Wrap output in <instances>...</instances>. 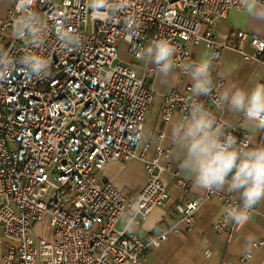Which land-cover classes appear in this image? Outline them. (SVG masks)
Instances as JSON below:
<instances>
[{
    "label": "built area",
    "instance_id": "obj_1",
    "mask_svg": "<svg viewBox=\"0 0 264 264\" xmlns=\"http://www.w3.org/2000/svg\"><path fill=\"white\" fill-rule=\"evenodd\" d=\"M247 1H16L0 23V38L7 41L0 50V243L7 241V264H146L151 249L168 240L167 230L141 238L116 226L124 214L129 224L140 223L169 199L165 174L172 167L160 161L161 146L147 157L144 145L147 180L134 200L99 175L112 161L134 158L143 143L155 94L145 77L158 70L144 55L153 41L167 40L175 49L173 64L186 73L187 65L199 62L193 50L201 42L210 61L225 46L264 61L258 34L237 30L228 44L217 39L219 21ZM247 41L254 52L246 50ZM122 46L144 61L142 74L121 60ZM223 85L220 79L199 97L192 81L171 89L164 95V123L176 112L187 117L193 103H202L237 144L255 146L242 131L243 114L238 123L224 119ZM189 182L181 177L177 185L188 193ZM214 194L226 210L213 226L227 232L228 210L242 202L215 189L177 203L171 228L185 223L192 230L200 202Z\"/></svg>",
    "mask_w": 264,
    "mask_h": 264
},
{
    "label": "crops",
    "instance_id": "obj_2",
    "mask_svg": "<svg viewBox=\"0 0 264 264\" xmlns=\"http://www.w3.org/2000/svg\"><path fill=\"white\" fill-rule=\"evenodd\" d=\"M16 1L0 0V23ZM262 9L264 3L256 0H248L242 9H232L225 19L219 21L217 39L228 44L232 33L237 30L258 34L264 38ZM6 43V39L0 38V50L4 49ZM245 46L247 51L254 52L248 41ZM193 57L199 61L204 59L210 62L211 85L217 84L220 79L224 81L221 95L225 90L234 91L236 87L251 90L255 83H264V61L247 60L240 51L229 46L222 48L219 59L210 61L209 49L205 42H201L195 46ZM121 60L124 63L129 62L128 65L134 67L139 74L144 72V61L131 58L125 48L122 49ZM150 65H153V62ZM191 81L189 73L174 64L166 77L159 70L147 72L145 85L153 89L155 94L146 112L143 143L134 158L108 163L99 176L103 180H111L129 199L134 200L147 180L142 156L144 145L149 146L147 157L155 155L157 146H161L164 153L160 156V161L171 163L172 167V170L165 174L170 197L163 207L155 209L146 219H141L140 223L129 224V217L124 214L116 226L119 230L125 229L141 238L169 231L168 240L148 253L146 264H264V200L257 204L256 211L247 214L246 220L228 218L227 232H220L213 224L225 213L226 204L214 194L200 202L195 213L196 224L192 230H188L185 223L178 224L176 229L171 228L176 218L173 211L177 203L188 198L200 199L206 195V189H201L194 183V172L186 164L185 150L175 142L173 136V125L183 119L182 115L176 112L169 123H164L161 117L164 95L171 89L181 88ZM223 103L224 119L229 123H238L242 113L233 112L227 102ZM243 125L242 131L249 133L254 145L264 144V128L254 127L247 119ZM181 177L190 181V192L184 193L178 187L177 182ZM216 191L234 199L240 198L238 192ZM7 249V241L2 240L0 264H7L4 260Z\"/></svg>",
    "mask_w": 264,
    "mask_h": 264
},
{
    "label": "clouds",
    "instance_id": "obj_3",
    "mask_svg": "<svg viewBox=\"0 0 264 264\" xmlns=\"http://www.w3.org/2000/svg\"><path fill=\"white\" fill-rule=\"evenodd\" d=\"M174 52L167 40L159 39L153 41L144 55L166 77L173 68ZM39 65L37 59L33 67L38 69ZM210 67V62L204 59L186 66L194 96L208 95L211 91ZM220 99L233 112L242 113L254 127L264 128V83H255L251 90L240 87L225 90ZM173 136L185 150L194 183L201 189L238 192L242 204L229 209L227 215L237 221L246 220L247 212L264 200V144L251 148L237 144L235 137L225 134L223 127L217 125L213 113L198 102L191 105L187 117L173 125Z\"/></svg>",
    "mask_w": 264,
    "mask_h": 264
},
{
    "label": "rangeland",
    "instance_id": "obj_4",
    "mask_svg": "<svg viewBox=\"0 0 264 264\" xmlns=\"http://www.w3.org/2000/svg\"><path fill=\"white\" fill-rule=\"evenodd\" d=\"M122 48H123V46L121 47V49H122ZM121 49H120V50H121ZM125 59H126V58H125ZM125 63L128 64L129 62H126V61H125ZM129 64H130V63H129ZM43 230H44L43 234H44L45 236H49V233H50L49 231H50V229L48 228V223H45V224H44V226H43ZM36 234H40V232L38 231V227H37Z\"/></svg>",
    "mask_w": 264,
    "mask_h": 264
}]
</instances>
